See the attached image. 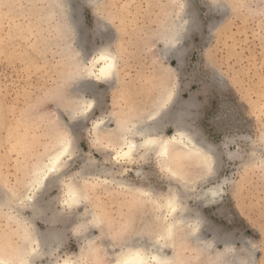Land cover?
Here are the masks:
<instances>
[{
    "label": "rangeland",
    "instance_id": "1",
    "mask_svg": "<svg viewBox=\"0 0 264 264\" xmlns=\"http://www.w3.org/2000/svg\"><path fill=\"white\" fill-rule=\"evenodd\" d=\"M65 1L0 0V176L3 182L15 189L16 197L27 196L29 190L24 179L27 165L18 176L16 144L25 139L34 140L36 150L31 155L37 157L51 151L44 133L55 125L60 113L74 110L78 96L95 97L99 101L94 110L97 118L110 112L117 119L131 98L136 103L139 122L178 83L179 99L173 109L186 104L189 108L179 120L191 124L216 147L219 156L215 182L202 181L198 162L181 156L180 152H173V166L175 169L182 165L185 177L195 181L189 192H182L180 182L169 180L155 155L151 156V165L145 164L144 158L129 163L126 176L118 179L152 186L160 196L159 201L171 188L182 193L180 204L189 212L191 222H201L202 233L198 239L192 235L190 238L189 228H179L176 233L186 238L185 247H178L175 252L171 246L167 247L169 256L176 254L187 264H207L209 254L198 257L197 250L210 246V251L231 248L240 258L264 264V172L258 166H246L248 161L260 160L258 144L264 136V0H228L233 8L225 12L213 0H100L97 3L67 0L71 2L69 5ZM174 15L177 22H185L184 35L175 46L176 54L167 55L165 29ZM69 26L70 30L65 31ZM102 50H110L119 57L117 82L82 80L81 91L78 80L68 83L78 60L89 64ZM60 90L62 96H56ZM197 102L200 115L194 126L192 113L197 110L193 107ZM167 126L162 134L173 135L175 122H168ZM91 127V122L80 126L82 139L78 141V152L69 162L67 183L72 178L79 180L86 169L99 168L89 187L100 194L102 207L119 217L122 211H128L122 205L138 194L112 183L114 177L105 169L114 165L108 162L105 152L93 147L96 135L95 131L89 135ZM111 128L116 129V124H111ZM228 136L238 139L228 143ZM218 184H222L224 191L219 197L208 203L199 198ZM3 193L0 182V195ZM61 195L59 189H49L38 210L41 215L33 218V234L46 236L49 231H57L65 241L42 260L43 264H57L80 256L91 264H107L109 241L102 238L98 229L92 234V239L98 241L96 244L75 237L68 241L72 226L56 222ZM145 213L155 222L150 226L154 234H161L164 227L159 223L164 219H160L156 204L139 211L137 227H146L142 222ZM22 224L11 209L0 207V235L8 238L6 249L2 250L15 252L25 247L26 229ZM246 241L258 244L259 249L242 251L250 248Z\"/></svg>",
    "mask_w": 264,
    "mask_h": 264
},
{
    "label": "snow or ice",
    "instance_id": "2",
    "mask_svg": "<svg viewBox=\"0 0 264 264\" xmlns=\"http://www.w3.org/2000/svg\"><path fill=\"white\" fill-rule=\"evenodd\" d=\"M214 4H218L222 11H230L233 5L228 0H213ZM183 7V5H181ZM264 15V13H262ZM184 21L177 22L176 16L172 17L171 23L165 29L164 42L169 48H175L184 35ZM198 23L196 27H198ZM70 26L65 28L69 31ZM107 69L96 79H105L118 81L117 72L119 70V57L109 56ZM179 59V57H178ZM92 73L88 70L87 64L83 61H77L74 71L68 83L83 78L91 77ZM179 84L173 86L156 109L150 111L144 118L143 123H139V114L136 108V103L133 99L128 98L126 107L117 115L107 113L104 117L97 118L95 108L99 101L92 97L85 99L78 96L74 101V110H66L65 113H60L57 116L55 125L44 133L51 146V151L42 152L39 157L31 155L36 150L34 140L25 139L16 144L17 155V175L19 176L25 170L27 165V174L24 179L29 189L27 196L16 197L15 189L11 188L6 182H3V177L0 176V182L4 188L3 195H0V207L11 209L18 222L24 224L25 228L30 230L33 223V218L38 214V202L44 198L45 193L49 189H59L62 195L59 198L60 214L56 222L59 224H69L70 235L68 241L73 237L78 240L87 239L91 244H96L98 241L92 239L94 230H99L103 234V239L109 241L106 248L111 249L106 252L108 256L107 264H187L186 261L180 259L176 254L172 256H164L160 250L171 246L175 250L179 247H185V237L173 232L171 228H166V235L159 233L154 234V230L150 228V215L145 213L143 224L146 227L138 228L136 225V215L141 209H146L149 204L155 207L159 197L156 190L150 185L128 184L125 180H119L118 177L126 176V169L129 163H134L140 159L133 151V148L139 145H130L129 151L120 153L118 151L119 141L127 139V134L130 132L133 136H140L143 140V146L151 148V154L144 158V163L151 165V155H160V145L164 143L160 139L159 128L167 124L165 117L171 111V106L178 102L179 99ZM56 96H62V90L56 93ZM194 109L192 117L195 126L196 118L199 117L200 104L197 102L193 105ZM107 121L108 125L117 124V129H112L108 126L101 127ZM91 122L92 127L89 129V135L93 131L97 133L93 139V147L98 151L105 152L108 155V162L114 166L111 169H105L108 175L113 176L112 183L119 184L121 188L126 189L131 194H138L135 197L122 205V209L126 207L127 213L122 211V214L117 217L113 213H109L102 207L100 194L93 191L89 187L92 184L91 177L99 173V168L92 171L85 170L79 182L68 184L67 180L70 175V161L74 159V153L78 152V141L82 139L80 126H87ZM156 126L157 130L153 131ZM117 130H122L120 136H115ZM104 133V139H101L100 134ZM190 139H194L196 143H200V138L196 136L195 131H192ZM238 138L228 136L226 142H236ZM113 145H116L113 147ZM256 147L254 142V148ZM260 160L248 161L246 166H258L264 172V136L259 140L258 144ZM110 149V151H109ZM256 152L253 151V155ZM236 158V157H233ZM198 167L201 170L200 179L206 180L209 183H214V177L217 174L216 147L209 144L206 140L200 143ZM115 165H120L119 168ZM162 170H164L162 168ZM139 174V173H138ZM169 180L183 181L185 171L182 165H178L174 170L169 166ZM178 198L171 194L168 197V208L170 211H177ZM11 218V217H10ZM192 235V233H189ZM223 238V237H222ZM165 241L161 244V241ZM8 241L6 236L0 235V250H2ZM171 241V245L167 243ZM60 243H65L61 237ZM250 245L249 249L242 251H250L259 249V245L246 241ZM159 245V250L156 248ZM39 248H34L29 256L33 257L27 261H21V264H43L38 258ZM205 253L209 254L207 264H256L251 260L237 259L234 255V250L231 248L225 249L223 252L210 251V246L198 247L197 256ZM47 254V249H45ZM90 255L92 253L90 252ZM0 264L4 261L0 260ZM64 264H91V261H85L83 256L76 259L65 260Z\"/></svg>",
    "mask_w": 264,
    "mask_h": 264
},
{
    "label": "bare ground",
    "instance_id": "3",
    "mask_svg": "<svg viewBox=\"0 0 264 264\" xmlns=\"http://www.w3.org/2000/svg\"><path fill=\"white\" fill-rule=\"evenodd\" d=\"M71 1H74V0H71ZM93 1L96 2V1H100V0H92V2ZM66 2H67V0L65 1V3ZM68 2H70V1H68ZM68 2H67V4H68ZM188 23H189V20H188ZM75 26H77V25H75ZM164 49H166L165 52H166L167 55L175 53V50L177 51L176 47L175 48H169L167 45H166V48H164ZM109 56H116V55L113 54L110 50H102L98 54L97 57H95L93 60L90 61L89 64H87L88 70L92 73V75H91V77L83 78V79H79L78 80V82H77L78 85H79L78 86V90L81 91V89H84V87H82V83H80V82H82V80H91V81L94 80V81H104V82H110L111 81V80H105L103 78L102 79H99V80L96 79V76H100L107 69L108 63L110 62L109 59H108ZM88 88H90V87H88ZM167 94L168 93H166V95ZM166 95H165V97H166ZM165 97L157 104V106L154 109H156L159 105H161V103L165 99ZM188 108H189L188 106L186 108V104L177 105V106H175L174 109H173V105L171 106V111L168 113V115L165 117V119L166 120H169L168 122H170V123L173 122V124L175 122L176 132L173 135H171V136H165L164 134H162L164 132V129L167 126L168 123L159 128V131H160V139L163 140L164 143L162 145H160V148H159L160 155L159 156H156L155 155V157H157L162 162L163 167H164V169H165V171L167 173H168V170H169V166H171V169L174 170V166H173V152H180L181 153V156H184L185 155V156L189 157V159H193V160L197 161L198 164L200 163V160H199L200 143H203L205 141V139L201 135L198 134V132L193 128V126L191 124L188 125V124L184 123L183 120L182 121L179 120V119H182L181 116L184 115L185 111H187ZM184 119H185V117H184ZM143 121L144 120H141V121H139V123H143ZM177 121H179V122H177ZM105 126H108V127L111 128V125H108L107 121H105V124L101 125V127H105ZM116 129H117V124H116ZM152 130L153 131H156L157 130V127L154 126ZM193 130L195 131L196 136L200 138V143H196L194 139H190V136H191ZM119 131H120V133H119ZM121 131L122 130H117L118 133H117L116 136H120ZM95 135H97L96 132H95ZM102 135L103 134L101 133L100 136L102 137ZM104 135H103V137L106 138ZM133 144L139 145V147H136V148H133L132 149V151L137 156H139L142 159L145 158V157L150 156V154H151V148L150 147L143 146V140H142V138L140 136H133V134L130 133V132L127 134V139H121L119 141L118 151L121 154L124 153V152H128L129 151V148H130V145H133ZM218 156L219 155H218V153L216 151V160L217 161H218ZM138 161H140V160H138ZM93 165H95V164H93ZM217 166H218V163H217ZM74 177H76V176H74ZM76 178H72L69 181L68 184H72L73 182H79L80 179L77 180ZM184 179L187 180V183L186 184L183 181H178V182H180L181 184H183V191L182 192L186 193V192H189L190 187L193 186V184H194L195 181L189 180L186 177H184ZM100 181H102V180H100ZM175 181H177V180H175ZM126 183H128V182H126ZM176 188H177V186H176ZM223 192L224 191H223V188H222V184H218L216 186H211L209 189L205 190L204 193L201 192L203 194H200L199 195V198L202 199V200H204L206 203H208L210 201H213L217 197H219L221 195V193H223ZM170 194L173 197L178 198V200H177V211H175V212L170 211L169 208H168V197H169ZM181 194L182 193L178 192V188L177 189H175V188L172 189L171 188L170 192L168 194H166L165 196H163V199H161V201L158 200L156 202L157 208H158L159 212L161 213L160 219L161 218L164 219V220H161L162 222L159 220L160 221L159 224L162 223V225L164 227V230L161 233V235H166V228H171L173 230V232L176 233L179 228L187 227V228L190 229V233H192V236L194 238H197L198 239L200 237V234L202 233L201 222H194L193 223V222H191L189 220V218H190L189 212L187 211V209L185 207L182 206L183 204L182 205L180 204V200L182 199L181 198ZM45 195H46V193H45ZM158 197H160V196H158ZM50 202H52V201H50ZM181 202H182V200H181ZM37 206H38V210H41L40 208L43 206V198H41L39 200ZM150 206H153V205L150 204ZM51 208H52V206H51ZM151 209H153V208H151ZM40 212L41 211H38V214H36V216L41 215ZM159 221H157V222H159ZM152 223L153 224L155 223L154 220L152 221ZM33 224L34 223H32V225ZM24 228H25V226H24ZM32 230L33 229H30V230L26 229L25 230V233H26V239L25 240H26V242L23 241V242H25L24 243L25 244V247L23 249L17 250L15 252H8V251L0 250V260L4 261V264H21V261H27L28 259L33 258V257H30L29 256V253L34 248H39L38 258L41 259V260H44L48 255L51 256L53 254L54 249H57L58 247H60V245H61L60 240H61V237L62 236L57 231H49L48 234L46 236H44V234H42V233H41V235H40V233L39 234H36V233L33 234V231ZM186 235H187V233H186ZM190 238H191V235H190ZM160 243L161 244H164L165 241L162 240ZM167 243L169 245H171V241H167ZM156 248L159 250V245H156ZM166 248H163L162 250H160V252L164 256H169L166 253V250H165ZM3 249H6V248H3ZM45 249H47V254H45ZM234 255L236 256L237 259H240L239 255L236 252H234ZM68 259H70V258H68ZM68 259L66 258L65 260H68ZM65 260H63V262L57 263V264H64Z\"/></svg>",
    "mask_w": 264,
    "mask_h": 264
}]
</instances>
